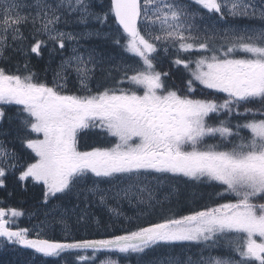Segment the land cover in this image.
I'll return each instance as SVG.
<instances>
[{
    "label": "snow or ice",
    "instance_id": "snow-or-ice-1",
    "mask_svg": "<svg viewBox=\"0 0 264 264\" xmlns=\"http://www.w3.org/2000/svg\"><path fill=\"white\" fill-rule=\"evenodd\" d=\"M192 4L215 21L205 22ZM109 16L118 26L113 43L139 63L124 65V80L132 87H119L121 80L113 87L98 83L93 91L88 85L93 52L87 59L77 48L63 53L66 43L100 31L74 34L59 26H87L89 20L103 24ZM228 17L247 23L218 28ZM45 48L50 58L61 56L51 86L29 67L30 57H42ZM8 49L24 63L23 71L0 67V121L7 115L4 106H17V138L34 156L19 165L16 153L0 141V187L8 170L20 167V181L31 178L43 185L45 203L58 193L83 197L85 203L98 199L107 205L118 198L144 203L147 193L152 210V181L162 183L160 175L171 174L173 180L206 182L221 189L216 198H230L183 215L157 200L161 215L155 221L146 218L151 211L142 212L126 218L120 234L63 241L40 238L42 230L30 238L29 229H14L5 218L22 213L0 207V238L63 264H96L102 252L106 258L100 264H119L111 259L113 253H135L138 264H264V0H110L102 14L93 0H0V60L8 59ZM161 51L176 55L171 63L182 65L187 79L156 70ZM193 52L199 53L195 59L180 58ZM73 71L79 94H69L60 82ZM197 83L203 98L194 95ZM257 103L258 108L240 110ZM212 114L225 119L210 123ZM183 242H195L199 250L187 255ZM178 246L181 253L175 252ZM158 249L164 251L144 261ZM219 249L227 254L212 255Z\"/></svg>",
    "mask_w": 264,
    "mask_h": 264
},
{
    "label": "rangeland",
    "instance_id": "rangeland-1",
    "mask_svg": "<svg viewBox=\"0 0 264 264\" xmlns=\"http://www.w3.org/2000/svg\"><path fill=\"white\" fill-rule=\"evenodd\" d=\"M195 8L200 11L199 7L195 4H192ZM201 14L207 15L206 11L201 10ZM216 17H212V21H208L207 17L205 22H214ZM228 23H218V28L228 27L229 24L236 23L235 20H232L231 17H228ZM198 24L202 23L197 20ZM247 23V22H246ZM240 24V23H237ZM116 25V24H115ZM117 26V25H116ZM61 30L68 31L72 33H82L87 31L97 30L95 28H82L77 30H68L66 29V25L61 23L59 26ZM66 27V28H65ZM118 28V26H117ZM101 33L99 36H91V37H84L80 38L78 42L74 43H66L69 44L68 48L70 51L64 52V56H68L72 54V49L77 48L81 54L84 55L85 59H87L88 53L93 52L95 58V65L94 71L91 73V79L88 81V85L92 88L93 91H96L97 84H102L104 87H111V82L107 80V76L110 75L115 77V80L112 81L113 86H117V82L124 80V65L125 64H132L137 66L139 61L135 62H128L124 63L121 60L120 53H108L106 51H101L98 47L94 46V43L91 41L93 38L96 37H105L103 33H111L116 34L118 31L113 29L110 24L105 29H98ZM121 30V29H119ZM122 31V30H121ZM91 41V44L89 43ZM170 54V53H169ZM56 54L48 59L47 68H45L44 75H39V79L41 81L47 82L49 86L53 83L54 72L57 69L61 57ZM199 53L194 52V55L191 59H195ZM138 60V59H137ZM58 63V64H57ZM57 64V66L55 65ZM89 68H93L92 64L88 65ZM42 71V72H43ZM74 79H76L77 84L80 88V83L76 77L75 71L72 72ZM129 75L132 73L129 72ZM61 83H65L66 81H60ZM122 88H130L132 87L126 80L123 83L118 85ZM78 90V89H77ZM66 92L69 94L76 93L73 92L72 89L66 87ZM79 94V90H78ZM13 108V109H10ZM4 110L7 113L5 119L0 121V141L7 144L8 140L12 141V144L15 146V149L19 150V153L16 154L19 157L18 164L26 166L27 163L32 162L31 157L34 156V153L31 152L30 149H27L26 145L21 142L20 139L17 138L16 128L18 125V121L15 119V113L17 111V106L15 105H8L4 106ZM13 110V112L11 111ZM15 110V111H14ZM12 117V119H9ZM35 134H33L34 136ZM114 142V141H113ZM15 162V161H14ZM22 168H17L15 170L9 169L7 175H18ZM31 179V178H30ZM98 179H105V178H98ZM160 180L162 183L157 184L156 181H152L150 188L153 194V200L151 203L154 205V209L150 210L148 208V201H147V193H144L145 202L140 203L138 199L132 198L131 201L126 198H118V199H109L108 204L104 205L99 203L98 199H91L90 203H85L83 201V197L79 200L76 198L75 195L64 196L63 194H57L56 197H51V199L47 202L42 204L32 216L33 222H31L29 229L30 233L36 236L37 232H41V236L46 239H55L58 240L66 239L71 240L75 239H87L89 237H99L104 236L107 233L114 232L116 229H122V225L128 223L126 218L129 217H136L140 213H148L149 211L160 210V204H157L156 201H162L163 205L175 204L179 200V195L181 191V187L186 181L192 182L188 178H179L177 180L171 179V174H168V178H165L164 175H160ZM34 182V181H33ZM91 179L88 180V184H91ZM36 183V182H35ZM39 184V183H36ZM42 185V184H39ZM43 186V185H42ZM100 187H107L106 184L101 183ZM198 189H207L215 195L214 187L210 186L208 183H201V184H189L186 191L190 193L195 192L199 193ZM208 193V192H207ZM200 198L203 197V193L201 194ZM208 195V194H207ZM167 197V199H165ZM229 199L230 197H226ZM227 200H223L222 202L217 201V203H223ZM117 209L121 215L117 216L109 209ZM157 208V209H156ZM67 209V212L65 211ZM81 217H83L81 219ZM63 220V222H61ZM99 221V224L97 223ZM24 228V227H23ZM67 228V232H66ZM7 241L0 240V251L5 248V243ZM12 244L11 246H16L15 243L8 242ZM187 244H183V252L187 255H192L196 253L199 249L195 242H183ZM178 252L181 253L182 249L180 246L177 247ZM186 250V251H184ZM80 251L82 255H91L92 250H87V252H83L82 250H74ZM135 254V253H132ZM132 254H115L111 255V259L118 260L119 264H127L125 263V259L128 258ZM137 255V254H136ZM143 255V254H141ZM151 256H144V261H148L152 258ZM106 255L102 252L96 259V264H100L101 260H104ZM238 259V255L236 256ZM71 260V259H70ZM136 263L138 264V255L136 257ZM63 264V261L60 260Z\"/></svg>",
    "mask_w": 264,
    "mask_h": 264
},
{
    "label": "trees",
    "instance_id": "trees-1",
    "mask_svg": "<svg viewBox=\"0 0 264 264\" xmlns=\"http://www.w3.org/2000/svg\"><path fill=\"white\" fill-rule=\"evenodd\" d=\"M109 0H93L94 10L98 13H103L107 11ZM192 10L198 11L197 8H195L192 5ZM201 11V10H200ZM236 23H246L247 21L243 20H235ZM108 24L111 25L113 29L118 31L117 26L114 23L113 17L109 16V18L103 23H98L95 20H89L88 25L85 26L83 24H69L66 25V29L68 30H75V29H82V28H95V29H105V27H108ZM120 33H122L119 30ZM24 34L27 36L29 34V29H24ZM119 33L113 34L110 38L105 37H96L93 38L91 41L94 43L95 47H98L101 51H106L108 53H120L121 60L124 63L132 62V61H138L137 59H133L130 57V54H127L121 49L119 46L113 43V38H115ZM91 41L89 42L91 44ZM34 42V41H28L25 43ZM121 43H123V39L121 40ZM67 46L65 50H67ZM64 50V52H65ZM5 55L8 57L7 60H0V67H5L6 70L11 72H16L17 68L19 67L21 71H23V63H24V57L20 56L19 54L12 51V49H8V51L5 53ZM194 55V52L191 55L182 54L180 58L182 59H189ZM61 57L60 55H58ZM48 55V49L45 48L43 50V56L37 57L35 54H33L30 57L31 63L29 65L30 69L34 71L37 74V77L39 75H44L45 68H47V63L49 59ZM176 58V55L170 51L169 55H164L163 51H161L155 60L156 64V70L158 71H165L170 72L173 79L178 78L179 76H184L185 79L188 78L187 71L183 68V66L176 67L174 66L171 61ZM193 58V57H192ZM194 66V65H193ZM43 71V72H42ZM114 76H107V80L113 78ZM39 78V77H38ZM68 78L70 79V86L72 87L73 81L72 76L69 75ZM171 83V81H169ZM196 92L195 97L197 98H203L201 89L202 86L198 85V83L195 85ZM211 91V90H205ZM224 94H219V99H223ZM244 107L248 108H258L260 105L257 104H247L241 107V111H243ZM217 119H225L224 115L219 116L218 118L215 116V114H212L211 122H215ZM235 122V119L233 120ZM246 134V133H245ZM208 143H214L213 140H208ZM189 184H196L194 182H186L182 185L179 200L175 204L171 202L172 204L168 205V208H179L180 211L178 212L179 215L187 214V211L189 209H199L200 207L204 205H208L211 203H215V196L212 194L211 191L207 189H198L199 193H196V190H193L195 192H192L191 190L188 193L186 191ZM201 184V183H199ZM216 188H214L215 190ZM208 192V193H207ZM203 193V197L201 194ZM44 188L42 185L36 184L33 182L30 178L25 181H20L18 179L17 175L13 176H6L5 178V185L0 187V207L5 208L6 210L10 208H16L18 209L22 215L16 218H11L10 216H6L10 223L14 227L23 228L26 226V220L25 215L27 212L33 211L38 206L45 203L44 201ZM208 194V195H207ZM227 197V196H225ZM51 198V197H50ZM222 200V199H220ZM161 208V206H159ZM164 209L166 208V205H163ZM157 209V208H156ZM161 215L160 210L151 211L150 216H146L147 219H151L153 221L156 220V218ZM122 229H116L114 232L116 234H120V231ZM104 236L99 237H89L88 239H99L103 238ZM186 244V243H184ZM12 244L5 243V248L0 251V264H61L60 260L56 257H45L42 255H39L37 253H34L32 251H27L20 249L17 245L12 247ZM178 248L176 247L175 250ZM164 251L163 249H158L156 253L149 252L146 257L152 255H157L160 252ZM136 254L130 255L128 258L125 259V261L128 264H137L136 262ZM67 259H72L71 256H68Z\"/></svg>",
    "mask_w": 264,
    "mask_h": 264
},
{
    "label": "water",
    "instance_id": "water-1",
    "mask_svg": "<svg viewBox=\"0 0 264 264\" xmlns=\"http://www.w3.org/2000/svg\"><path fill=\"white\" fill-rule=\"evenodd\" d=\"M31 238H35V237H31ZM20 247H22V248H24V249L34 250V249L26 248V247H24V246H22V245H20ZM34 251H35V250H34Z\"/></svg>",
    "mask_w": 264,
    "mask_h": 264
},
{
    "label": "bare ground",
    "instance_id": "bare-ground-1",
    "mask_svg": "<svg viewBox=\"0 0 264 264\" xmlns=\"http://www.w3.org/2000/svg\"><path fill=\"white\" fill-rule=\"evenodd\" d=\"M58 64V63H57ZM57 64H55L57 66Z\"/></svg>",
    "mask_w": 264,
    "mask_h": 264
}]
</instances>
